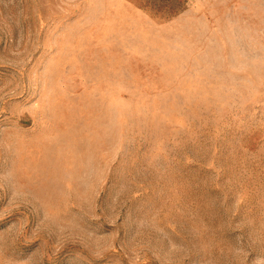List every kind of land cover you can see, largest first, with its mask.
<instances>
[{"label": "rangeland", "instance_id": "1", "mask_svg": "<svg viewBox=\"0 0 264 264\" xmlns=\"http://www.w3.org/2000/svg\"><path fill=\"white\" fill-rule=\"evenodd\" d=\"M0 264H264V0H0Z\"/></svg>", "mask_w": 264, "mask_h": 264}]
</instances>
